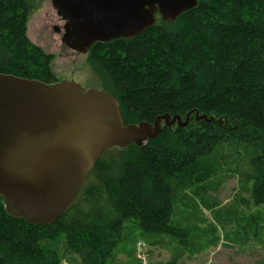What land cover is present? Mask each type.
<instances>
[{"label":"trees","instance_id":"16d2710c","mask_svg":"<svg viewBox=\"0 0 264 264\" xmlns=\"http://www.w3.org/2000/svg\"><path fill=\"white\" fill-rule=\"evenodd\" d=\"M26 12L24 0H0V72L54 82L52 54L27 37ZM90 50L124 124L164 114L189 120L162 122L155 138L129 144L131 157L116 173L83 185L50 224L10 216L0 196V264H59V244L80 264H105L130 220L146 234H181L170 225L176 193L205 181L200 165L225 144L255 151L249 201L264 205V0H198L173 23L157 15L136 36ZM239 159L238 151L219 157L223 165ZM248 264H264V249Z\"/></svg>","mask_w":264,"mask_h":264},{"label":"water","instance_id":"95a60500","mask_svg":"<svg viewBox=\"0 0 264 264\" xmlns=\"http://www.w3.org/2000/svg\"><path fill=\"white\" fill-rule=\"evenodd\" d=\"M64 21L60 41L77 53L95 43L129 39L152 27L157 15L175 22L198 0H50ZM168 114L124 124L108 91L74 80L44 82L0 72V196L7 214L31 225L58 219L73 202L100 155L112 147L142 145ZM205 115L196 116V119Z\"/></svg>","mask_w":264,"mask_h":264},{"label":"rangeland","instance_id":"374dc122","mask_svg":"<svg viewBox=\"0 0 264 264\" xmlns=\"http://www.w3.org/2000/svg\"><path fill=\"white\" fill-rule=\"evenodd\" d=\"M24 2L26 35L45 53L52 54L50 68L55 81L74 80L83 87L107 91L112 88L106 69L92 57L91 50L77 53L61 43V32L53 27L61 28L62 22L50 0ZM130 151L128 146L106 150L84 185L95 184L116 173L131 157ZM237 151L240 159L235 164L220 162V155ZM254 152L236 143L219 147L200 165V174L207 179L195 180L176 193L170 225L182 233L177 236L146 234L136 222L126 221L121 239L105 264H248L258 261L264 249V205L249 201L252 181L249 159ZM57 249L59 264H80L75 255L64 251L62 244Z\"/></svg>","mask_w":264,"mask_h":264},{"label":"flooded vegetation","instance_id":"af4514ba","mask_svg":"<svg viewBox=\"0 0 264 264\" xmlns=\"http://www.w3.org/2000/svg\"><path fill=\"white\" fill-rule=\"evenodd\" d=\"M60 18V17H59ZM61 22H62V25H61V28L59 26H54L53 29L57 32H61V35L63 33V24H64V21L60 18ZM66 47V46H65ZM86 88V87H85Z\"/></svg>","mask_w":264,"mask_h":264}]
</instances>
